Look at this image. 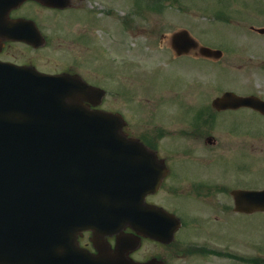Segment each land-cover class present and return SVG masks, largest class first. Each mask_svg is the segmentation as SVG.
<instances>
[{
    "label": "rangeland",
    "instance_id": "1",
    "mask_svg": "<svg viewBox=\"0 0 264 264\" xmlns=\"http://www.w3.org/2000/svg\"><path fill=\"white\" fill-rule=\"evenodd\" d=\"M105 1L109 3L111 10L114 11L113 13L96 14V17L93 18L87 14L86 10L75 13H56L52 18L77 20L80 26L74 27L64 22L61 25L59 33L63 39L53 42L54 38L52 39L49 36L43 49L44 54L41 55L40 53L38 55L43 57H38L36 59L37 63L51 67L59 61L62 65L59 66L58 70L67 68L62 63V59H69L70 63L76 64L77 58L75 56L78 55V51L73 49L76 41L71 42V40L88 41L92 45L94 52L97 53V66L110 63L113 56L101 47L99 41H97L98 38L101 39V36H98L97 33L102 32L101 34L103 35H105L104 33H109L114 23L124 18L132 21V30L139 28L136 27L135 22L138 19L142 21L139 26H145L146 24L157 25V34L159 35L162 33L170 35L179 28H187L197 39H200L202 44H211L212 46L215 45V47L220 45L225 48H223L224 54L217 61L194 59L192 57L193 53L190 54L191 57L184 56L177 60L178 58H174L169 52L160 47L159 41L161 39L159 36L155 40L157 42L152 51L151 49H145L147 48V44H145L147 40L143 34L134 37L137 31H134L133 34L129 32L122 33L123 54L128 57V54L134 48L136 49L142 44L143 54L146 55L142 59L151 61L159 54V58L153 61L152 64L157 67L156 69L161 71L154 74L155 69L150 68L148 63L143 62L142 65H145L147 68L143 67L145 71L137 70L128 63L117 65L116 69L110 68L111 66L105 68L106 71L111 69L108 77L103 81L98 80L99 83H97L100 87H105L103 84L108 86L102 106H115L123 112L126 111L124 113L129 118L125 116L128 122L126 125L127 129L131 131L144 129V127H147V124L152 123L148 115L153 116L154 113L162 116L161 121L163 122H167L176 113L177 115L178 113H183L184 110L178 111L177 103L166 99L170 97L166 92H172L174 94L172 96L181 97L183 99V106L187 107L186 91L191 84L193 85L197 82L211 85L207 87H220L219 89L221 90L233 87L239 93L253 91L264 96V35L254 32L250 28L252 25L264 26V0H166L160 6L153 7L154 10H147L142 0H115L113 3L110 0ZM106 8L108 7L106 6ZM86 9H91L90 3ZM50 19L48 18L46 24L51 29L48 31L49 35L53 36L52 32L54 31L55 33L57 31L56 27L50 25ZM103 26H108V31L103 32ZM96 27H99L97 33ZM76 28L92 32L95 38L92 35L90 36V34L81 33ZM104 40L106 41L107 39L105 38ZM53 44L56 46L55 49ZM43 50L36 51L35 54L43 52ZM14 51L16 52V49ZM45 52H48L49 55ZM55 52L62 53L58 55L54 54ZM30 55L29 53L27 54V56ZM91 72L94 73L92 75L93 79L99 77L101 74L92 70ZM88 77H90V74ZM114 82H116L115 86H117V89H122V96L115 94V91H113L116 88L113 85ZM147 93L157 100L154 112L153 108L155 106H153V103L150 105L152 101L149 100L150 96ZM208 98L203 99L198 104V108H195L206 112L212 111ZM139 101L144 105L146 109L145 116H148V118L139 119L144 114L142 106L136 103ZM130 104L137 115L133 110L129 111ZM255 115L238 113L228 114V117L229 119H236L235 117H238L248 126H258L264 130V116ZM161 132L166 133L168 130L164 129ZM212 133L220 135L218 129H212ZM171 136L160 134L159 141L153 140V144L159 145L166 156L169 154L168 148L170 146L169 143L172 141ZM180 137L183 136L180 135ZM173 146L180 147L175 144ZM261 149H264V144H259L256 151H260ZM252 159H256L252 154L246 151L239 152L235 149L218 154L215 161L210 163L202 161L201 156L193 161H190L191 159L184 161L181 159L178 163L174 159L169 158L175 167L171 180H165L160 192L157 195L149 197V200L162 202L171 207L178 206L185 212H192L190 213L191 216H197L195 220L202 221L203 224L201 225L203 227L215 230V232H207L200 230L201 226L196 227L197 225H192L179 233L180 237L187 239L195 247L198 248V246L206 244L213 250L236 253L237 257L241 256L243 259L249 258L251 260L227 258L214 254L206 255L201 252V248H198L197 251L190 249L191 253L189 256L181 258L176 256L173 264H264V210L256 211L252 214L237 213L233 209L234 203L231 199L228 200L231 202L220 199L219 194L222 192H218V200L212 203V210L205 208L204 203H201V199L194 193H187L185 197L187 202H179L175 198H168L172 196V193H176L172 187L173 180L176 177L178 180H182L184 177L188 186L191 183L197 182L205 171H209L212 176L219 177L223 181L229 180L230 174L239 177L235 182L237 189H247L254 186L262 187L264 185V162L257 161L252 163ZM204 164L210 165L205 169ZM250 164H253L251 170ZM179 165L181 169L178 168ZM205 189L206 193H208L209 188L205 187ZM223 197L225 198V196ZM220 205H223V208ZM205 216L210 217L206 220ZM198 217L201 218L198 219ZM155 251L160 252L162 248L147 241L140 250L139 255L144 256L147 253Z\"/></svg>",
    "mask_w": 264,
    "mask_h": 264
},
{
    "label": "water",
    "instance_id": "2",
    "mask_svg": "<svg viewBox=\"0 0 264 264\" xmlns=\"http://www.w3.org/2000/svg\"><path fill=\"white\" fill-rule=\"evenodd\" d=\"M258 30L264 32V28ZM174 37L177 42L187 40V47L197 46L187 30ZM201 51L221 55V51L205 46ZM92 91L75 75L47 76L35 69L0 63V264H116V257L106 252L95 255L80 251L77 234L94 226L84 220V215L74 222L77 210L71 206L90 202L123 207L121 201L109 205L122 197V155L136 164L142 152L132 144L139 143L137 140L123 136L121 125L112 139L84 142L75 136L81 124L76 114H96L84 104ZM243 104L264 111V101L256 96L227 92L215 101L219 107ZM139 144L150 162L157 163L156 155ZM74 149L93 151L88 160H76L86 168L75 173L77 183L68 175L66 159V153ZM149 188L143 187L144 197L154 191ZM136 192L134 187L133 194ZM235 197L237 210L264 209V190H239ZM138 207L164 212L144 203V198ZM125 219L124 225L129 223L137 229Z\"/></svg>",
    "mask_w": 264,
    "mask_h": 264
},
{
    "label": "flooded vegetation",
    "instance_id": "3",
    "mask_svg": "<svg viewBox=\"0 0 264 264\" xmlns=\"http://www.w3.org/2000/svg\"><path fill=\"white\" fill-rule=\"evenodd\" d=\"M68 2L67 5H55L52 2ZM111 3L115 2V0H110ZM90 3L91 9H86ZM105 0H0V60L12 62L18 65H25V66H35L42 72L46 73H61V72H69L73 74L81 75L88 83L98 86V80H105L108 77V73L111 70H105L106 67H110L113 69L117 68V65H121L122 63H128L134 66L137 70H142V62L143 57L146 55L143 54V47L142 44L136 48L134 51L128 54V57L123 54L122 52V33L129 32L133 34V32L137 31V34L134 37L143 34L146 37L147 48L151 49L152 51L155 48V41L157 37L161 39L159 41V45L161 48L165 49L169 52L174 58L181 59L186 55H175V51L173 49V42L170 35H166L162 33L161 35L157 34V25L153 24H146L145 26H139L142 23L141 20H137L136 27H139L137 30H132V21L124 19H119L116 23H114L112 29L108 33H104L105 35L101 34L102 32H98L97 30L99 27H96V33L98 36H101V39H97L99 41L101 47L106 50L109 54L113 56L112 61L106 65L101 64V66H97L96 62L98 61L97 53L94 52V49L88 41H80V40H71V42H75L73 49L78 51V55L75 56L76 64L70 63L69 59H62V63H64L67 68L59 69V66L62 65L57 61L54 66L48 67L45 64L37 63L36 59L42 58L43 56H38L40 53L41 55L44 54V46L47 43V38H54L52 41L55 42L59 39H63L60 36V28L64 22H67L74 27H78L79 21L77 20H59L56 18H52L56 15V13L62 12H70L75 13L81 10H86L87 14L90 17H96V14H110L114 11L111 10L109 3ZM108 7L105 9V7ZM50 19V25L52 27H56V31L52 32L51 36L49 35L48 31L51 29L48 28L46 21ZM95 20V19H90ZM103 25V24H100ZM98 25V26H100ZM67 26V25H66ZM102 27V26H100ZM118 27V28H117ZM78 29V28H76ZM81 33L90 34L92 32L79 28L78 29ZM108 31V26H103V32ZM48 33V34H47ZM94 33V31H93ZM95 38V35H92ZM107 39L106 41L104 39ZM67 40L66 38H64ZM53 47L55 49L56 46ZM16 49V52L14 51ZM43 50V52H39L35 54L36 51ZM29 53L30 56H27ZM46 53V52H45ZM62 53V52H61ZM59 52H55L54 54L61 55ZM46 54L49 55L47 52ZM137 62V63H136ZM169 64V63H168ZM166 64V65H168ZM76 68V70H75ZM92 71L101 73L99 77L92 78L94 74ZM158 69H155V73H160ZM90 74V77L88 75ZM103 84V83H102ZM116 82L113 83L115 89V94L122 96V89H117L115 86ZM105 89H108V86L103 84ZM211 85L203 84V83H195L193 87L191 85L187 89V100L188 105L187 107L183 106V99L179 96H172V92H166L169 94L168 101L177 103L178 111L184 110L183 113H176V115L171 116V118L167 122L161 121L162 116H158L154 113L153 116H150L152 123L147 124V127L141 129L139 131H131L127 129L126 131L129 135H134L142 139L150 149L156 151L161 157H163L166 161L168 167V174L166 175L165 180H171L172 172L174 170V164L170 162L169 158H172L178 163L181 159L184 161L186 159H191L193 161L198 159L201 156V160L210 163L214 162L216 156L220 153H224L226 151H230L235 149L236 151L243 152L246 151L249 154H252L256 159H252V163L255 162H264V149L260 151H256L259 144H264V130L258 126H248L238 117L236 119H229L228 114H238V113H246L248 115L256 116L258 114L260 116H264V113L260 112L259 110L250 107V106H241L237 108H226V109H216L214 108L211 103L214 99L213 93L216 96H220L223 90L216 89L214 87H207ZM225 91V90H224ZM255 93L253 91L245 94H252ZM150 96L152 102L150 105L155 106L156 108V99L152 98V95L147 93ZM244 94V95H245ZM258 94V93H257ZM262 98L264 96L262 94H258ZM163 96V94H162ZM209 96V98H208ZM165 98V96H164ZM210 103V108L212 111H204V110H197L195 107L198 108V104L202 102V100L207 99ZM135 102V101H134ZM139 106L141 105L144 114L142 118H148L145 116L146 109L142 102H136ZM104 109L111 110V111H118L123 112L120 108H116L115 106H103ZM176 109V111H177ZM133 110L136 114L134 108H130L129 111ZM126 112V111H124ZM123 112V113H124ZM137 115V114H136ZM137 117V116H136ZM138 118V117H137ZM243 123H242V122ZM224 123V125H222ZM139 124V123H138ZM140 125V124H139ZM143 125V124H142ZM209 128V129H207ZM167 129L168 132L163 133ZM212 129H218L220 135L216 133H212ZM207 130V131H206ZM206 131V132H205ZM160 134H167L171 136V142L169 143V150L168 155H164L162 149L159 145H154L153 140H160ZM183 136V137H180ZM179 145L180 147L173 146ZM169 156V157H168ZM182 161V163H183ZM181 163V164H182ZM180 164V165H181ZM179 165V169L181 166ZM210 164H204V168L206 169ZM177 166V164H176ZM253 164H250V170L253 168ZM181 171V170H179ZM179 176V175H178ZM183 177V176H182ZM211 177V178H210ZM239 177H236L230 174L229 180L223 181L219 177L212 176L209 171H205L201 174L199 180L195 183H191L187 186L184 177L182 180H178L177 177L173 180L172 187L176 193H172V196L168 198H175V200L186 201L185 197L187 193H194L197 197L201 199V203H204L205 208H209L212 210L213 206L212 203L218 200V192L220 199L222 201H228L233 198L231 193L234 189H236L235 182ZM175 181V183H174ZM205 187L209 188V192L206 193ZM249 187V186H248ZM250 188V187H249ZM160 192V191H159ZM158 192V193H159ZM157 193V194H158ZM155 194V195H157ZM210 194V195H206ZM225 196V198L223 197ZM152 197V196H150ZM152 201V200H150ZM156 202V201H153ZM161 203V202H157ZM165 204V203H163ZM167 208L171 211L177 213L183 219V224L180 229H178L175 233L174 238L170 239V241H159L157 239L142 235L140 243L136 239L140 236L139 231H135L130 227H126L124 231H122L126 236L125 239L128 240L124 247V257L128 260H135L137 262H149V264H159L160 261L162 264H173V260L176 256L178 258L189 256L191 253L190 244L187 239H183L180 237L179 233L186 230L190 226L199 227L201 226L200 230L203 231H214L212 229H207L203 227V222H199L196 217H194V221L191 219V215L189 213L192 212H185L178 206H168L165 204ZM221 206V205H220ZM222 207V206H221ZM183 210V211H182ZM215 213V212H214ZM217 215V214H216ZM219 217V215H217ZM190 217V218H189ZM210 216H205V219L208 220ZM201 217H198V219ZM204 219V218H202ZM217 231V230H216ZM210 232V233H214ZM182 238V239H181ZM102 239H105L110 245L113 247L116 244L117 235H103ZM94 240L95 236L92 231H86L84 234L80 236V242L84 247L90 248L95 250L94 248ZM149 241L154 243L157 246L162 248V251H155L145 254L144 256H140L139 252L144 246V244ZM151 246V245H150ZM207 252L213 250L211 247L204 248ZM176 253H175V252ZM211 253V252H208ZM182 264V263H181Z\"/></svg>",
    "mask_w": 264,
    "mask_h": 264
}]
</instances>
